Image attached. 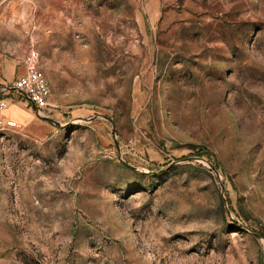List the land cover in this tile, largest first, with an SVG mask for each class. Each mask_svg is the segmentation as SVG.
Masks as SVG:
<instances>
[{"label": "rangeland", "instance_id": "374dc122", "mask_svg": "<svg viewBox=\"0 0 264 264\" xmlns=\"http://www.w3.org/2000/svg\"><path fill=\"white\" fill-rule=\"evenodd\" d=\"M0 99V264H264V0H0Z\"/></svg>", "mask_w": 264, "mask_h": 264}, {"label": "built area", "instance_id": "2783aa9c", "mask_svg": "<svg viewBox=\"0 0 264 264\" xmlns=\"http://www.w3.org/2000/svg\"><path fill=\"white\" fill-rule=\"evenodd\" d=\"M13 88L25 96L37 111L48 105L50 87L40 68V54L34 46H30L22 57L21 72L15 78ZM4 106V100L0 99V111ZM14 123L0 114V129Z\"/></svg>", "mask_w": 264, "mask_h": 264}]
</instances>
